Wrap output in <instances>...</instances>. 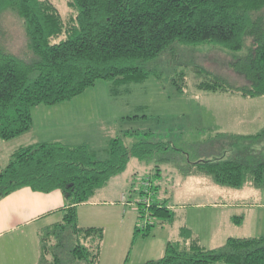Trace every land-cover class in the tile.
Masks as SVG:
<instances>
[{
    "label": "trees",
    "instance_id": "trees-1",
    "mask_svg": "<svg viewBox=\"0 0 264 264\" xmlns=\"http://www.w3.org/2000/svg\"><path fill=\"white\" fill-rule=\"evenodd\" d=\"M62 16L51 0H0V12L12 10L23 20L26 51L22 55L0 43V138L15 137L31 127V109L54 104L83 92L98 79L128 84L149 75L170 77L182 91L183 68L192 65L200 44H217L231 56V69L246 83L233 85L225 77L195 64L202 90H231L242 95L264 93V0H66ZM242 51V52H241ZM191 55V56H190ZM176 71V72H175ZM173 72V73H172ZM172 75L174 77H172ZM198 75V74H197ZM233 139H264V126ZM167 142L108 139L107 157L97 158L86 143L44 141L18 146L0 169V198L28 186L47 192L60 189L66 205L59 221L39 231L36 264H99L103 229L77 222V205L88 201L110 177L125 169L130 156L145 159ZM196 172L219 184L264 187V158L245 162L236 157L197 160ZM152 186V187H151ZM136 200L138 218L133 234L174 217L165 200ZM156 219L157 222L152 221ZM264 264V234L228 236L214 248L201 244L187 226L166 242L164 253L138 264Z\"/></svg>",
    "mask_w": 264,
    "mask_h": 264
},
{
    "label": "rangeland",
    "instance_id": "rangeland-1",
    "mask_svg": "<svg viewBox=\"0 0 264 264\" xmlns=\"http://www.w3.org/2000/svg\"><path fill=\"white\" fill-rule=\"evenodd\" d=\"M51 1L62 16L69 12L66 0ZM0 43L17 55L26 51L23 20L12 10L0 12ZM191 55L192 65L178 67L186 76L181 82L182 91L166 76L160 80L149 75L143 81L115 87L109 80L98 79L80 94L64 100L63 107L53 104L63 110L44 112L46 119L42 121H37L35 114L32 130L0 138V168L6 165L13 149L38 132V123L48 129L46 136H50L52 118L58 119L51 130L58 136L56 140L85 142L97 152V158L107 157L106 143L114 136L121 137L128 146L142 140L167 142L165 147L153 148L149 158L130 156L125 169L113 174L94 194L102 200L88 206L103 229L99 264H138L156 259L163 255L169 239L178 238L182 224L198 232L201 244L207 248L222 245L228 236L264 234V187L249 182L241 187L219 184L211 175L194 170L197 160L236 157L254 162L264 158V139L229 136L254 133L264 126V93L242 95L231 90L197 88L202 75L195 72V64L222 75L233 85L247 81L231 69V56L217 44H200ZM146 181L156 186L154 199L167 198L176 217L172 222L154 224L146 236L142 231L134 235V225L146 222L138 218L136 203ZM217 225L221 234L214 238L210 231Z\"/></svg>",
    "mask_w": 264,
    "mask_h": 264
},
{
    "label": "crops",
    "instance_id": "crops-1",
    "mask_svg": "<svg viewBox=\"0 0 264 264\" xmlns=\"http://www.w3.org/2000/svg\"><path fill=\"white\" fill-rule=\"evenodd\" d=\"M60 102L54 103V105L58 104L63 107L62 104L65 102ZM54 105L44 104L42 107L35 106L33 110H31L32 124L29 131L34 127L35 114L37 121H42L46 119V116L43 114L44 112L48 110H63ZM57 125L58 119L52 118V121L49 123V132L51 135L46 136L48 129L42 127V125L38 123V132H35L25 144H20L18 146L44 141H59L56 140L59 139L58 136L51 132ZM78 143L80 142L67 144ZM94 194L88 201L77 205V222L79 225L101 226L96 215L88 208V206L98 205L102 201L101 198H94ZM163 200L166 201V204L171 209L170 205L167 203V198ZM217 203L218 202L213 205H217ZM65 205L66 200L60 189L43 192L33 190L28 186H22L2 196L0 198V264H36L39 256V231L41 228L59 221L62 218ZM87 210H89V212L83 213ZM175 217L176 215L174 213V217L170 222L174 221ZM181 226L186 225L182 224L178 227L177 237H179V229ZM219 227L220 226L217 225L210 231L212 237L215 238L221 234V232L217 230ZM192 232L201 242L198 232ZM100 257L101 254H99V262Z\"/></svg>",
    "mask_w": 264,
    "mask_h": 264
},
{
    "label": "built area",
    "instance_id": "built-area-1",
    "mask_svg": "<svg viewBox=\"0 0 264 264\" xmlns=\"http://www.w3.org/2000/svg\"><path fill=\"white\" fill-rule=\"evenodd\" d=\"M144 184L145 187L143 186V189L145 193L143 194L142 201L144 202V206L148 207L149 203L152 201V191L149 189L150 183L148 181H146Z\"/></svg>",
    "mask_w": 264,
    "mask_h": 264
}]
</instances>
